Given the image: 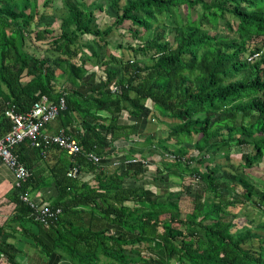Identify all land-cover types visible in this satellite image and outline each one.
<instances>
[{"label": "trees", "instance_id": "1", "mask_svg": "<svg viewBox=\"0 0 264 264\" xmlns=\"http://www.w3.org/2000/svg\"><path fill=\"white\" fill-rule=\"evenodd\" d=\"M109 6L113 18L98 0H0L1 126L11 128L8 107L28 111L43 95L63 97L60 128L80 144L76 154L49 150L58 152L50 205L60 212L47 226L19 197L31 176L9 193L16 218L36 227L27 237L45 264L63 256L69 264H135L156 245L177 264H264V221L238 215L246 205L264 213V0ZM113 30L121 37L111 43ZM139 130L151 134L142 140ZM121 138L141 139L176 167L181 192L161 199L127 185L125 176L140 177L147 165L132 152L107 170L102 155ZM13 151L29 170L25 151L44 156L29 138ZM84 170L93 180H80ZM7 237L0 224V256L19 264Z\"/></svg>", "mask_w": 264, "mask_h": 264}, {"label": "crops", "instance_id": "2", "mask_svg": "<svg viewBox=\"0 0 264 264\" xmlns=\"http://www.w3.org/2000/svg\"><path fill=\"white\" fill-rule=\"evenodd\" d=\"M61 127L60 118L56 117L45 126V130L48 132H55ZM5 129L0 124V136L5 133ZM140 135V130L138 131ZM157 133V131H156ZM142 134V133H141ZM150 132L147 131L144 137L150 136ZM139 138L128 139L124 138L114 141L113 150L105 153L103 156L104 167L110 169L113 167L109 162L112 159H119L122 162L127 155L142 158H147V165L145 166V172L140 177L133 175L125 176V183L132 187H144L150 190L154 195L159 196L161 199H166L168 195L175 196L182 190V173L175 167L169 170L167 168L170 165L169 161L158 156L156 150H149L148 146L143 144ZM142 142V143H141ZM111 153V154H110ZM129 153V154H128ZM131 155V156H132ZM58 158V152H50L43 157H38L35 152H24L25 163L29 165L31 170V178L29 180L26 191L37 203H50L54 198L58 196V190L51 178L50 166ZM125 161V160H124ZM171 165H173L171 163ZM133 172V171H132ZM94 171L84 170L81 173L80 180L87 181L93 180ZM167 176H169L167 178ZM14 175L9 167L4 164L0 165V224L5 226L7 232V242L14 244L21 254V243L24 245L25 252L31 255L33 260L32 264H45L46 258L41 252L40 248L34 246L30 239L27 237L28 229L35 231L36 227L31 224L29 217L23 219L16 218L15 210L16 204L9 200V193L14 187ZM77 180L80 184L81 181ZM32 194V195H31ZM162 202L166 200H161ZM182 204H188V200H182ZM243 209V210H242ZM239 216H246L249 220H254L262 227L261 223L264 221V213L259 209L252 206H243L238 211ZM47 226V225H46ZM45 226V227H46ZM31 250H33L31 252ZM147 251L150 253V257H146V262H138L135 264H177L174 257L168 256L167 250L160 246H148ZM17 260V259H16ZM69 260L63 256L58 264H67ZM0 264H8L7 261L0 256ZM69 264V262H68Z\"/></svg>", "mask_w": 264, "mask_h": 264}, {"label": "built area", "instance_id": "3", "mask_svg": "<svg viewBox=\"0 0 264 264\" xmlns=\"http://www.w3.org/2000/svg\"><path fill=\"white\" fill-rule=\"evenodd\" d=\"M65 107L64 98L54 101L43 95L34 102L28 111H18L13 106L4 110V116L11 119L12 125L9 131L0 136V165L9 167L14 175V187L20 188L31 176L27 166L18 160L17 154L13 151L15 145L25 138H29L36 147H41L42 154L46 156L51 147L55 146L66 150L69 154H76L80 151L78 140L68 134L64 128L55 132H48L45 126L57 117L60 109ZM89 158L98 161L99 158L91 153ZM167 158L174 159V155L166 154ZM78 167L74 165L68 175L75 177ZM20 199L25 202L33 211V218L44 225L49 224L60 208H53L47 203H37L27 192L19 194Z\"/></svg>", "mask_w": 264, "mask_h": 264}, {"label": "rangeland", "instance_id": "4", "mask_svg": "<svg viewBox=\"0 0 264 264\" xmlns=\"http://www.w3.org/2000/svg\"><path fill=\"white\" fill-rule=\"evenodd\" d=\"M98 2L100 3H103L104 4V9H105V12L107 14V16L113 18V16H115V11L113 10V8H111L109 6V0H98ZM56 14H58L59 12H55ZM104 12L102 14H99L101 19H100V29L103 30L106 26H107V19H103V16L106 15ZM105 17V16H104ZM110 38V42L113 43L114 41L113 40H117L118 38H120V34L117 30H113L111 31V33L109 35H107V38ZM89 46L91 48H94V49H97V45L96 44H93L92 42L89 43ZM131 55V54H130ZM141 56V55H140ZM143 57V56H141ZM143 59V58H142ZM216 160L219 162V163H223L225 162V160L223 159V156H217L216 157ZM264 167V163L261 164V168ZM32 195V194H31ZM243 210V209H242ZM22 250V253L19 254L17 253L16 254V259L18 261L19 264H32V256L31 255H28L26 252H25V248H24V245L21 243V248ZM33 250H31L32 252ZM101 258H103V256H101ZM146 257H144L145 259ZM134 260L138 261V262H142L143 257L141 256H134L133 258ZM143 262H146V260H144ZM66 264V263H65ZM68 264V262H67Z\"/></svg>", "mask_w": 264, "mask_h": 264}, {"label": "clouds", "instance_id": "5", "mask_svg": "<svg viewBox=\"0 0 264 264\" xmlns=\"http://www.w3.org/2000/svg\"><path fill=\"white\" fill-rule=\"evenodd\" d=\"M29 178H30V177H29ZM29 178H28V179H29ZM28 179H27V180H28ZM27 180H26V181H27ZM26 181H25V182H26ZM25 192H27V191H25ZM27 193H28V192H27ZM28 194H29V193H28Z\"/></svg>", "mask_w": 264, "mask_h": 264}]
</instances>
